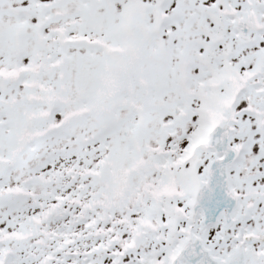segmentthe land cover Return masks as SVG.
Here are the masks:
<instances>
[{
    "label": "snow or ice",
    "instance_id": "obj_1",
    "mask_svg": "<svg viewBox=\"0 0 264 264\" xmlns=\"http://www.w3.org/2000/svg\"><path fill=\"white\" fill-rule=\"evenodd\" d=\"M0 264H264V0H0Z\"/></svg>",
    "mask_w": 264,
    "mask_h": 264
}]
</instances>
